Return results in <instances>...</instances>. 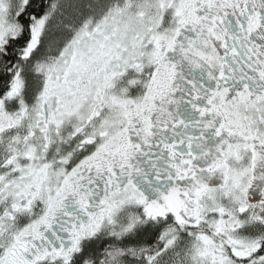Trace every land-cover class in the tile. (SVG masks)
Returning a JSON list of instances; mask_svg holds the SVG:
<instances>
[{
	"label": "snow or ice",
	"instance_id": "6c2138e0",
	"mask_svg": "<svg viewBox=\"0 0 264 264\" xmlns=\"http://www.w3.org/2000/svg\"><path fill=\"white\" fill-rule=\"evenodd\" d=\"M0 264H264V0H0Z\"/></svg>",
	"mask_w": 264,
	"mask_h": 264
}]
</instances>
